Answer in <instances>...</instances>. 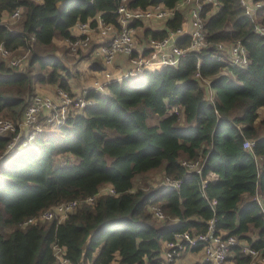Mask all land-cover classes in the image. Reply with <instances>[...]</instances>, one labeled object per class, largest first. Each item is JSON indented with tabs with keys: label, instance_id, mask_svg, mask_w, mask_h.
<instances>
[{
	"label": "trees",
	"instance_id": "trees-1",
	"mask_svg": "<svg viewBox=\"0 0 264 264\" xmlns=\"http://www.w3.org/2000/svg\"><path fill=\"white\" fill-rule=\"evenodd\" d=\"M179 1L0 0V42L11 54L30 51L26 69L0 59V115L21 119L37 85L71 93L68 67L55 51L42 52L57 38L71 50L66 40L74 38L78 23L96 25L101 15L117 24L122 4L136 10L160 4L174 8L166 28L143 32L161 39L183 26ZM218 1L215 7L203 0L206 46L176 66L112 80L103 92L89 88L92 104L71 109L63 126H45L29 144L0 159V264H160L177 234L194 238L211 225L215 235L238 239L222 264H254L245 246L264 255V36L256 29L264 25V7L252 20L240 0ZM17 8L18 22L7 24ZM190 41L184 34L176 43L188 47ZM237 41L247 51V65L216 59L219 43ZM197 73L209 80L212 98ZM152 118L157 120L150 123ZM12 136L0 132V154ZM247 139L255 141L252 149L244 146ZM191 161L199 162L200 172L185 163ZM157 169L165 179L180 180L179 187L163 182L135 188L138 176ZM105 185L114 193L101 191ZM90 196L92 204L85 201ZM70 200L79 203L64 219L20 226ZM182 244L178 255L203 250L198 264H213L204 241ZM55 245L67 263L57 260Z\"/></svg>",
	"mask_w": 264,
	"mask_h": 264
},
{
	"label": "built area",
	"instance_id": "built-area-1",
	"mask_svg": "<svg viewBox=\"0 0 264 264\" xmlns=\"http://www.w3.org/2000/svg\"><path fill=\"white\" fill-rule=\"evenodd\" d=\"M213 3V6L219 7L218 0H207ZM242 6L245 8V14L252 20L257 19V12L264 7V0H240ZM189 7L186 11L191 17L192 28L190 31V45L188 47H180L176 40L178 36L182 35L185 30L183 27L170 31L167 36L161 39H150L148 54H135L132 59V66L119 78L129 76H139L146 70L156 69L163 66H176L179 64L182 56L187 55L191 51H198L207 45L206 34L204 31V21L202 12L204 9L203 0H180L176 9H184ZM118 23L105 22L101 15L96 16V25H91L90 22H80L76 25L73 31V39H67L66 42L70 45L73 52L79 50L89 49L91 47L94 36L99 35V43L91 50L94 57H99L104 63H111L118 53L133 54L136 50L135 42V27L133 23L136 20H144L149 18H168L174 13V8H165L163 5L157 4L149 6L145 10H136L128 5L122 4L117 9ZM21 16V8H17L10 15L11 20L19 19ZM257 32L264 36V25H256ZM218 50L215 57L219 61H223L230 66L239 65L245 66L249 63V58L245 47L240 41L225 44L219 43ZM11 57V51L3 42H0V59H8ZM20 60H11L9 63L13 66H19ZM200 66V60L197 62ZM197 77L202 79L208 86L210 98L214 96V92L210 87L209 80L203 78L199 73ZM108 81L104 83L96 82L92 88L99 92L106 90ZM89 88H84L80 93H69L58 87L55 96L36 93L31 102L26 106L22 118L14 120L13 118H0V132L12 133V139L7 144L6 152H2V158L9 155L19 145L25 146L45 128L51 126L59 128L65 124L68 113L71 109H82L87 105L93 103L91 99L87 98ZM175 111L177 108L174 109ZM255 144L254 140L247 139L244 143L246 148L252 149ZM1 158V159H2ZM190 168L197 169L200 172L199 162H185ZM166 187H179L180 180L166 179ZM103 188V187H102ZM109 192L114 193V189L110 186ZM95 197L90 196L85 199L87 203L92 204ZM78 200H70L54 205L34 217L26 219L21 225L37 223L38 221H45L58 217L60 220L64 219L69 211L73 210L77 205ZM156 215L163 217V213L157 207ZM211 228L206 234H200L196 237H190L187 232L176 235V241L168 242V249L163 254V260L160 264H177L176 259L178 251L185 245L182 241L185 240L190 245L197 241H204L205 257L213 264H222L229 254L230 248L238 243L235 236H228L223 238L220 235H215ZM55 255L59 262L67 263L68 260L63 256L64 250L57 245L54 246ZM244 250L251 255L254 264H264V255L261 251L250 246H245ZM109 264H119L117 261H112Z\"/></svg>",
	"mask_w": 264,
	"mask_h": 264
},
{
	"label": "rangeland",
	"instance_id": "rangeland-1",
	"mask_svg": "<svg viewBox=\"0 0 264 264\" xmlns=\"http://www.w3.org/2000/svg\"><path fill=\"white\" fill-rule=\"evenodd\" d=\"M188 8L189 7H184V11H186ZM151 19H153V18H151ZM18 20L19 19L11 20L10 18H8L6 23L9 25H12V24L17 23ZM148 22H149V20L145 21L143 23V25H145ZM134 29H135L134 30L135 31V42H136V50H137V49H139L140 46L145 45V44H149L150 39L146 38L144 36L143 27L139 26V27H135ZM99 38H101V36L100 37H99V35L94 36L92 42L94 43L96 40L98 41ZM60 39L61 38H57L56 43H54L51 48H49V47L44 48L42 53L47 54L48 52H54L55 51V53L58 54L57 51H60L58 56L61 58L63 63L67 65L66 67H68V69L72 73L73 77H75L74 81H77V84H81L83 82L81 89L77 90L75 92L76 94L80 93L84 89V87L88 88L89 85L90 86L94 85L96 82H100V83L106 82L107 79L104 78V74H106V72H107V68H106L107 63H104L101 60V58H99V57H94V56L92 57L91 51H89V49H85L84 51H79V53H75L71 50H66L67 48L64 47V45L61 43ZM136 54H138V53H136ZM29 55H30L29 50L20 49L16 53L11 54V57L9 58L8 61H11L13 59L20 60L21 62L19 64V67L26 69L28 67ZM93 60L97 61L98 64L93 65V67H91L92 69L90 68V66L88 68L86 63L91 64V62ZM100 66L102 68H99ZM131 66H132V64H130V67ZM37 70L38 69H36V71ZM102 71H104V72H102ZM125 72H126V69L124 71H122L121 73L115 74V71H112L111 73L115 74L117 76H119V75L122 76V75H124ZM90 86H89V88H90ZM37 92L40 93L41 91H37ZM40 94H43V93H40ZM56 97L58 99L57 94H56ZM262 115H264V110L262 111ZM4 117H9V116L0 115V118H4ZM9 118H11V117H9ZM156 120H157L156 118H152V119H149V122L154 123ZM1 154H0V159L2 158V155L4 153L2 155ZM7 156H5V157H7ZM4 158H2V159H4ZM165 181H166V179L163 176L162 169L152 170V171L147 172L145 174H142L136 178L135 188H138L140 185H142L143 187L144 186L147 187V186H151V185L156 186V185L162 184ZM109 187H110V185H105V186H103L101 191H103V192L109 191Z\"/></svg>",
	"mask_w": 264,
	"mask_h": 264
},
{
	"label": "crops",
	"instance_id": "crops-1",
	"mask_svg": "<svg viewBox=\"0 0 264 264\" xmlns=\"http://www.w3.org/2000/svg\"><path fill=\"white\" fill-rule=\"evenodd\" d=\"M182 10H184V9H182ZM184 15H185V18H184V22H183L182 27L185 30V32L182 35L189 34L191 31V28H192V23H191L192 19H191L190 15L187 14V11H184ZM147 20H149V22L146 23L145 25L141 26V27H143V29L148 28V27H151L153 29H165L166 28V22H165L166 18H163V19H158V18L151 19L150 18V19H144L142 21L144 23ZM75 28H76V26L73 28L72 31H74ZM182 35H180V36H182ZM61 43H63V42L61 41ZM98 43H99V41L97 42V44ZM148 50H149V44H145V45L140 46L139 49L136 50V53H138V54L141 53V54L146 55L150 52V50L149 51ZM57 53L59 54L60 51H57ZM132 59H133L132 54L118 53L115 56V58L113 59V62L107 64V67H106L107 72H106V74H104V78L107 79L106 81H108V83H109L112 80L121 79V78H119L120 75L117 76L115 74L121 73L125 69L127 71L128 68H130V64H132ZM93 61L91 62V64L86 63L88 68H89V66L91 68V67H93V65L98 64L97 61H94V62ZM99 68H102V67L100 66ZM112 71H115V74H112L111 73ZM102 72H104V71H102ZM74 79H75V77H72V79L70 80V87H71V91H72L71 93H75L77 90H80L82 85H83V82L81 84H77V81H74ZM89 86H88V88H89ZM92 86L93 85H91L90 88H92ZM57 89H58L57 85L47 83L46 85H37L36 91H41L40 93L54 96V95H56ZM263 202H264V200L262 201V203ZM204 259L205 258H204L203 250H197L196 251L193 248L192 249L189 248V249L185 250L183 253L177 255L176 262H177V264H198V263L203 262ZM227 264H235V262L229 261Z\"/></svg>",
	"mask_w": 264,
	"mask_h": 264
}]
</instances>
